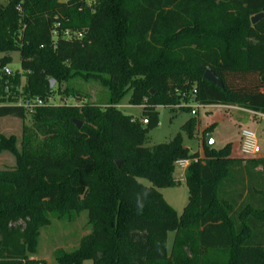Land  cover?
Returning a JSON list of instances; mask_svg holds the SVG:
<instances>
[{"label": "trees", "instance_id": "1", "mask_svg": "<svg viewBox=\"0 0 264 264\" xmlns=\"http://www.w3.org/2000/svg\"><path fill=\"white\" fill-rule=\"evenodd\" d=\"M85 2L0 3V119L25 118L20 96L46 102L23 124L20 149L0 136V152L16 158L14 169L0 170V264H264V219L256 216L264 214V158H234L231 144L205 145L201 157L181 132L145 144L157 107L181 102L193 87L203 105L264 115V19L250 20L264 0ZM15 51L21 73L7 74ZM207 69L223 86L204 78ZM76 78L100 81L105 99L81 102ZM55 91L77 104L48 103ZM128 93L131 105L145 101L146 125L117 107ZM196 125L190 117L181 130L194 138ZM181 159L190 160L189 202L179 215L160 189L179 183ZM82 211L90 231L75 249L56 250L53 263L34 257L48 214Z\"/></svg>", "mask_w": 264, "mask_h": 264}, {"label": "rangeland", "instance_id": "2", "mask_svg": "<svg viewBox=\"0 0 264 264\" xmlns=\"http://www.w3.org/2000/svg\"><path fill=\"white\" fill-rule=\"evenodd\" d=\"M5 0H0V3H4ZM85 4L88 7H92L95 4V0H86ZM2 54L0 53V56ZM12 60L7 65L12 74L21 73V57L18 51L10 53ZM4 76V72L0 68V98L3 97L1 79ZM20 84L15 88H11L13 92L12 97L19 93V89L24 85L25 78L21 76ZM72 84L80 91L81 102H101L105 99L107 89L104 85L97 80H83L76 78ZM15 86L12 84V87ZM10 93V92H9ZM128 93L122 101L118 104V108L132 116L134 119L143 118L142 109L140 107L131 105L129 103ZM53 100L55 103L61 101V95L55 91L53 94ZM64 99V98H62ZM66 99V98H65ZM72 97H68L67 100H72ZM159 116L158 124L155 125L148 134L146 145H154L162 142L169 141L177 133L181 132L184 139V144L189 148L191 153H198L201 157H204V146L206 140L203 141L202 137L197 139L187 137L181 130L182 125L190 118L195 117L199 121V129L203 130L209 123V116L211 113L217 115V112H225L220 108L209 109L207 107H201L198 110L197 115H192L189 111L181 109L171 110L169 108L158 107ZM229 118H232L229 123L220 122L211 131L213 141L215 142V149L226 145L229 141L236 142L240 136V130L242 128H249L254 130L264 138V118L256 114L247 113L244 111H230L228 113ZM23 124H32L31 112L26 113L24 119L16 117H4L0 119V136L5 138L14 137L17 149H20V141L22 137V126ZM232 139V140H231ZM16 166L15 155L9 150H3L0 152V170H12ZM174 177L179 183L174 186H168L160 189L165 201L171 205L179 215L184 211V208L189 202V189L185 182L184 171L176 166ZM139 181L147 186L151 185V182L146 178H139ZM257 217L264 219V214L256 215ZM49 223L40 227L38 251L34 254V257L40 259H48V263H53L54 253L58 249L65 251H72L75 249L81 238L89 233L90 227L88 225V212L82 211L73 213L67 217L58 218L55 215L48 214ZM175 233L169 232L167 243L168 249L172 247V242ZM51 260V262L49 261ZM82 264H93L91 259H85Z\"/></svg>", "mask_w": 264, "mask_h": 264}, {"label": "built area", "instance_id": "3", "mask_svg": "<svg viewBox=\"0 0 264 264\" xmlns=\"http://www.w3.org/2000/svg\"><path fill=\"white\" fill-rule=\"evenodd\" d=\"M4 69H5V72L7 74L12 73L9 68L5 67ZM196 95H197V88L193 87L191 91H189V92L184 91L181 93V96H182L181 102L174 104V105H159L158 107L174 108V109L189 108L190 113L192 115H196L198 113V110L201 107H206V105L199 103L195 99ZM53 99H54L53 97H50L48 100V103H54V104L61 103V104H65V105L77 104L73 99L72 100L63 99L58 103H55V101ZM17 104L24 106L29 112H32L34 108H36L38 106H42V105L46 104V102L40 97H36L35 99L30 100V99H24L23 97L20 96L17 100ZM217 105L222 106V107H226V108H232V109L240 108L236 105H234V106L224 105V104H217ZM217 105H215V106H217ZM144 106H146L145 101L143 104L138 105L137 107H140L142 109ZM253 113L254 114H260V113H256V112H253ZM261 115H263V114H261ZM142 123L144 125H146L148 123V118H143ZM239 150H240L241 155L243 157H248V158L256 156V155L261 153V149H260V146L258 143V138H257L256 132H254V131L252 132L251 130L245 129V128L240 130ZM189 162H190V160H188V159H181V160H178L176 162V166L179 167L181 170L185 171Z\"/></svg>", "mask_w": 264, "mask_h": 264}, {"label": "crops", "instance_id": "4", "mask_svg": "<svg viewBox=\"0 0 264 264\" xmlns=\"http://www.w3.org/2000/svg\"><path fill=\"white\" fill-rule=\"evenodd\" d=\"M206 107L209 108V109H212V108L213 109L220 108V109H222L225 112H217V115H213V113H211V115L209 116V119H210L209 120V123H208V125L203 130H200L199 129V125H200L199 124V121H198L197 118H195L196 119V122H197L196 131H195V137H197V139L198 138L200 139L202 137L203 141L206 140L207 134L211 133V131L214 129L215 126H217V124H219L220 122L229 123V121L232 120V118H229L230 115L228 114L230 111L238 110V111H244V112H247V113H252L251 111H248V110L243 109L241 107L240 108H235V109L226 108V107H222V106H219V105H217V106L210 105V106H206ZM256 115L261 116V117L264 118V115H261V114H256ZM207 129L210 130L209 133H205V131ZM245 129H249V128H245ZM249 130H251V129H249ZM251 131L253 132L254 130H251ZM256 134H257L258 143H259V146H260V149H261V153L260 154H258L256 156H253V157H250V158L243 157L241 155L240 150H239V146H240V136H239V139H237L235 143L232 142V141H229L227 143V144H231V150H232V153L231 154H232V156L234 158H236V157H243L247 161H250L253 158H264V138H261V135L259 136V134L257 132H256ZM258 169H260V167ZM184 173H185V171H184ZM35 258L40 259L38 257H35ZM46 260H48V259H46ZM49 261L51 262V260H49Z\"/></svg>", "mask_w": 264, "mask_h": 264}, {"label": "water", "instance_id": "5", "mask_svg": "<svg viewBox=\"0 0 264 264\" xmlns=\"http://www.w3.org/2000/svg\"><path fill=\"white\" fill-rule=\"evenodd\" d=\"M264 19V12H260L251 16L250 20L252 24L258 23L260 20ZM204 78L214 84H218L219 86H223L222 80H220L215 74L211 71V69H207L204 73ZM73 123H75L77 128H80L82 122L77 119H72ZM206 145L209 148L214 147L215 142L213 141L212 135L209 133L206 136ZM121 161L117 162V165L120 166Z\"/></svg>", "mask_w": 264, "mask_h": 264}]
</instances>
